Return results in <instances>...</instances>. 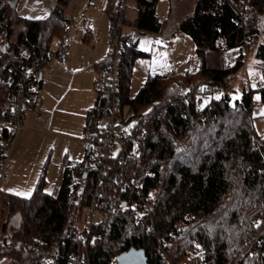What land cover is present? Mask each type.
<instances>
[{
  "label": "trees",
  "instance_id": "trees-1",
  "mask_svg": "<svg viewBox=\"0 0 264 264\" xmlns=\"http://www.w3.org/2000/svg\"><path fill=\"white\" fill-rule=\"evenodd\" d=\"M72 1L58 0L46 18L28 19L0 0L4 55L31 71L42 70L52 39L65 32L69 21L64 11ZM215 1L195 0L193 11L175 29L195 46V72L148 74L145 87L131 97L134 62L147 53L134 44L123 51L121 113L135 120L140 147L137 157L126 162L125 173L142 189L151 215H133L130 205L136 195L120 190L112 171L103 180L99 209L106 217L94 228L100 243L88 250L89 264H114V258L130 249L142 250L150 264H264V139L255 132L252 117L254 94L264 105V80L237 95L228 90L229 78L241 69L248 51L264 78V0ZM119 2L106 0L110 32ZM132 2L133 30L158 33L162 23L155 0ZM232 49L238 52L230 62L225 55ZM15 94L1 61L0 145L9 138L3 105ZM204 98L207 104L201 109ZM108 103V94L96 90L86 113V136L102 135ZM79 166L68 162L55 196L45 192L42 177L30 197L7 195L8 216L16 219L4 225L10 232L0 242V255H8L11 264H71V257L83 264L84 224L80 229L76 223H83L94 177L89 173L85 185L72 184L71 168Z\"/></svg>",
  "mask_w": 264,
  "mask_h": 264
},
{
  "label": "rangeland",
  "instance_id": "rangeland-1",
  "mask_svg": "<svg viewBox=\"0 0 264 264\" xmlns=\"http://www.w3.org/2000/svg\"><path fill=\"white\" fill-rule=\"evenodd\" d=\"M129 3H131V0L127 4ZM102 7L103 0H73L65 8L64 16L70 21L71 26V30L67 32L66 37V58L61 62L54 56L61 44V39L55 37L51 42L52 56L49 63L53 69L50 73L47 67L42 69L44 79H46L42 87V92L46 97L45 108L47 109V106L52 101L50 97L56 99L58 106L56 112L50 109L52 117L48 125L45 123L41 126L37 123L36 126L32 127L30 133H27L22 142L17 141L19 139L18 133L12 142L9 150V159L13 163L14 170L11 175L8 173L6 181L0 184V242L4 238L3 236L10 232V227L7 226L4 229V225L12 223L16 219L14 214L13 216H8L7 194H15L25 198L30 197L42 177L45 181V192L55 196L62 184V175L67 167V160L82 158V147L83 145L85 146L83 138L85 135L81 123L83 118L80 110L81 103L88 99L92 104L95 96L94 90H96L95 81L97 79L96 71L91 75L90 81V74L86 72L89 67L87 65L90 63V68H92L97 62L106 59L108 62L113 51V43L110 39V23L108 16L102 11ZM168 10L169 0L157 1L156 11L160 21L166 19ZM126 16L127 19H130L128 15ZM135 31L131 25H125L122 28V35H130L135 40L139 37ZM148 35L145 36L149 38L155 36L156 39L153 42L155 47L149 58H138L134 62L129 87L131 97H134L143 87L148 74H153L155 70L160 71L159 68L164 65V61L167 59L172 62L176 61L175 56L178 48H175L170 58V55H167L165 50L159 47L162 45L160 35ZM184 37V39H187L189 47H195L188 36ZM183 49L186 54L190 52L187 47ZM237 52L236 49L228 51L225 55L226 59L232 62ZM193 54L195 55V52H192ZM64 65L70 72L68 74L65 73L64 76H58L57 74H60L61 71L65 72ZM71 70L79 71L71 74ZM260 78L264 80L262 71L258 68L253 53L248 51L243 58L241 69L236 73L235 80L230 82L228 90L232 91L233 95H237L238 91L242 92L243 88L246 90L248 88L255 89ZM88 79L90 85H88V96L85 97L80 93L83 88H79L76 84H87ZM207 100L208 98L201 100V109L207 104ZM252 117L253 128L260 140H263L264 105L261 104L257 94L253 95ZM129 123L133 125L135 120L130 119ZM67 140H69L68 145L65 144ZM71 173L72 184H79L80 171L76 168H71ZM80 190L81 186H78L75 194L79 195ZM76 226L81 229L83 223L78 221ZM0 264H11V258L8 255H0Z\"/></svg>",
  "mask_w": 264,
  "mask_h": 264
},
{
  "label": "built area",
  "instance_id": "built-area-1",
  "mask_svg": "<svg viewBox=\"0 0 264 264\" xmlns=\"http://www.w3.org/2000/svg\"><path fill=\"white\" fill-rule=\"evenodd\" d=\"M128 1L120 0L118 3L117 18L110 32L113 51L108 62L97 68L96 90L106 92L109 96L108 113L102 123L103 133L102 135L90 134L83 139L89 148L92 167L82 171L79 183L85 185L89 173H92L94 177L93 192L83 216L84 229L81 233V241L86 247V259L83 264H89L88 250H94L100 243V236L94 232V228L106 217L105 212L99 209V204L103 196V180L112 171L116 170L113 178L114 184L120 190L136 195L137 201L130 205L133 215L135 217L151 215V204L141 196L142 189L133 181L128 180L125 173L126 162L137 157L140 152L139 138L134 131V124L130 125L127 116L121 113L119 65L125 47L134 44V39L130 35H122L123 26L130 25L131 22L126 16ZM147 1L152 2L153 0ZM219 3L220 0L215 1V5ZM141 9L144 10V7ZM239 11H243L242 4L239 5ZM70 29L71 26L68 23L64 27L65 32L60 38L61 44L58 50L66 47L67 32ZM4 40L5 34L2 33L0 62L2 61L6 67L9 79L14 82L16 94L3 105V110L8 113L9 117L4 124L9 138L0 145V184L6 181L8 173L13 168V163L9 159V150L17 133L24 127L26 115L29 114L30 118L40 125L47 123L50 118V113L44 108V97L39 90L42 70L31 71L21 62L5 56L2 50ZM51 56L44 67H48ZM235 75L236 73L229 78V82L235 80ZM262 82L261 78L258 79L257 86ZM68 144L69 140L66 141V145ZM71 259V264H76L72 257ZM196 260L200 261L201 255L197 256ZM113 261L114 264H118L116 258Z\"/></svg>",
  "mask_w": 264,
  "mask_h": 264
},
{
  "label": "crops",
  "instance_id": "crops-1",
  "mask_svg": "<svg viewBox=\"0 0 264 264\" xmlns=\"http://www.w3.org/2000/svg\"><path fill=\"white\" fill-rule=\"evenodd\" d=\"M1 1L9 3L12 6V8L14 10V14L16 16H20L22 18H28V19H44V18H46L47 16H49L52 8L54 6H56L58 3V0H1ZM157 1L158 0H155L156 8H157ZM105 4H106V0H103L102 11L104 12V14H106L104 11ZM194 6H195V0H169V10H168L166 19L163 21H160L159 17H158V20L160 21V23H162L161 29L158 33H143V32L139 33V31H135V33L138 34L139 37H137V39L134 40V45H135L136 49L144 51L145 53H147V57H145V58H149L151 56L152 51L155 47V45L153 44V42L156 39L155 36L150 37V38L146 37L145 35L149 36L148 34H159L160 35L162 45L159 47L163 48L165 50V53L167 55H170V58L172 57V54H173V51L175 50V48H178L176 50L177 55L175 56L176 61L172 62L171 60L168 61V59H167L166 61H164V65L161 68H159L160 71L155 70L153 74H160V73H165L168 71H174L177 73L195 72L198 69L199 65H198L196 53H195V55L194 54L192 55V52H195V47H193V46L189 47L187 39H184L185 38L184 36H187V35H185L181 32L175 31L179 22L185 16H187L188 14H190L193 11ZM132 7H133V2L131 1V3H129L127 5V11H126V15H128L130 17V19H129L130 21H132L134 18V12L132 10ZM156 14H157V11H156ZM157 16H158V14H157ZM68 23L70 24V21ZM139 39H141V40L139 41ZM179 45H181L183 48L187 47V49H190V52L188 54H186L184 52V49ZM54 56L56 57V59L63 62L64 59L66 58V48H64V50H60V51L57 50L54 53ZM49 63H50V61H49ZM106 63H107V59L103 60L101 62L95 63L92 66V68H90L91 67L90 63L87 65L89 67H88V70L86 69V72H88L87 74H90V77H89L90 81H91V75H93L97 71V68L101 65L106 64ZM63 68H65L64 69L65 72L61 71L60 74L59 73L57 74L58 76H61V75L64 76L65 73L68 74L70 72L66 69V65H64ZM52 69H53V67L49 64L47 67V70H49L48 72L50 73L52 71ZM78 71L79 70H71V74L76 73ZM45 80L46 79H44L43 73L41 71V80L39 83V90L44 97V108H45L46 97L42 92V87H43V83L45 82ZM90 81L88 79V83L84 84V85H80L79 83L76 84L79 88H83V91L82 92L80 91V93L83 94L85 97L88 96V85H90ZM92 81L94 82V80H92ZM94 91H95V96H94V101L92 102V104L88 101V99L87 100L85 99V101H82V103H81V109L80 110H81L82 116H83V118L81 120V123L83 125V131H84L86 113L90 108H92V106L94 105V102H95L96 90H94ZM85 93H86V95H85ZM51 95H52V93H51ZM50 99L52 100L51 103H49V105L47 106V109L45 108L50 113V118H49V121L47 122L46 125H48V123H50V120L52 117L51 112L52 111L56 112V109L58 106L56 104L57 101L55 98L52 99L50 97ZM50 109L52 111H50ZM36 125H37V123L30 118L29 114H27L26 117L24 118V127L18 133L19 139L17 138L18 139L17 141L22 142L24 140V138L27 136V133L28 132L30 133V131L32 130V127L36 126ZM84 135H85V133H84ZM84 137H86V135ZM82 150H83L82 158H80V159L72 158V160H67L68 162L71 163V166H77V165L79 166L80 165L79 169L76 168L80 171V174L82 173V171L84 169L92 167V161H91V158H90L89 152H88L89 148L86 145V143H85V146L83 145ZM13 170H14V168L12 169L11 172H9V175H11L13 173ZM7 195H9V194H7ZM11 195H15V194H11Z\"/></svg>",
  "mask_w": 264,
  "mask_h": 264
},
{
  "label": "water",
  "instance_id": "water-1",
  "mask_svg": "<svg viewBox=\"0 0 264 264\" xmlns=\"http://www.w3.org/2000/svg\"><path fill=\"white\" fill-rule=\"evenodd\" d=\"M118 264H150L142 250L130 249L117 256Z\"/></svg>",
  "mask_w": 264,
  "mask_h": 264
}]
</instances>
